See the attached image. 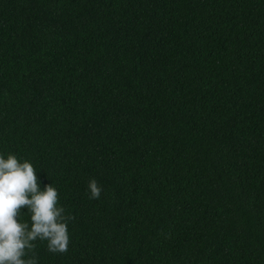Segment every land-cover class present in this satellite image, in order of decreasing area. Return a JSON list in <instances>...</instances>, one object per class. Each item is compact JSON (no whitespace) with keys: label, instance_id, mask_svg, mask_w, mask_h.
Returning a JSON list of instances; mask_svg holds the SVG:
<instances>
[{"label":"trees","instance_id":"trees-1","mask_svg":"<svg viewBox=\"0 0 264 264\" xmlns=\"http://www.w3.org/2000/svg\"><path fill=\"white\" fill-rule=\"evenodd\" d=\"M9 153L74 217L38 264H264V0H0Z\"/></svg>","mask_w":264,"mask_h":264},{"label":"clouds","instance_id":"clouds-1","mask_svg":"<svg viewBox=\"0 0 264 264\" xmlns=\"http://www.w3.org/2000/svg\"><path fill=\"white\" fill-rule=\"evenodd\" d=\"M90 199L103 191L95 178L88 181ZM38 177L28 159L0 154V264H38L35 241L46 242L49 252L65 254L70 245L68 223L52 184L38 190ZM27 206L30 222L20 220Z\"/></svg>","mask_w":264,"mask_h":264}]
</instances>
